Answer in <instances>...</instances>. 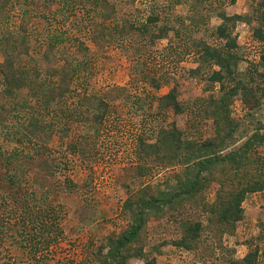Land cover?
<instances>
[{"label": "rangeland", "instance_id": "obj_1", "mask_svg": "<svg viewBox=\"0 0 264 264\" xmlns=\"http://www.w3.org/2000/svg\"><path fill=\"white\" fill-rule=\"evenodd\" d=\"M109 1L120 9V17L132 16L138 24L151 13L158 15L159 25L177 29L179 37L170 32L168 39L150 44L133 34L123 41L97 46L91 41L95 35L92 22L99 20L76 4L67 6L64 0L46 5L42 0H11L4 19L0 20V61L4 55L1 40L12 35L29 43V57L18 58V64L35 59L44 70L47 64L41 57L46 45L58 37L62 43L53 53L52 65L59 68L66 57L76 59L81 66L71 92L45 115L47 122H66L65 126L70 129L67 134H53L50 139L43 135L42 139L33 140L32 145L23 146L15 141L21 135L19 128L28 114L27 108L4 118L0 116V155L12 149L33 154L38 146H46L44 157L55 175L49 197L52 216L55 227L59 226L62 233L57 243L46 246L37 241L38 235L31 226L24 230L21 211L11 204L3 183L4 186H0V264H93L94 245L96 248L104 237L124 229L120 209L128 193L147 183L154 186L170 179L177 171L153 168L151 164L147 177L140 181L135 178L137 139L148 135L154 125L147 116L152 112L148 105L153 98L175 87L178 100L187 109L183 115L169 114L166 123L174 122L190 138H205L210 134V123L197 115L200 99L207 96L210 87L205 75L193 77L190 71L197 67L192 41L202 39L210 45L221 44L214 36L220 23L215 1L206 0L202 8L190 12L206 19L198 28L190 27L187 20L183 25L176 22V18L189 14L188 3L192 0H181L179 5H172L176 0ZM222 1L227 16L247 15L259 2ZM253 27L255 24L238 22L233 31L241 59L238 71L247 75L264 53V46L253 38ZM78 43L84 44L87 51H80ZM146 77L158 79L161 88H151L145 82ZM84 94L109 97V110L102 126L96 127L98 132L91 123L89 111L76 104ZM19 102L34 104L27 92L20 93ZM230 110L233 118L246 114L239 97L233 98ZM256 119L262 120V116H256L254 121ZM7 134L14 142L6 141ZM251 156L257 161L252 167L253 173L264 172V145L255 148ZM30 176L26 178L31 179ZM204 195L207 202L214 198L210 191H205ZM243 208L245 217L237 224L235 234L220 236L208 229L206 216L200 214L199 209L186 205L182 214L207 226L198 250L186 252L172 247L170 242L179 235L178 226L173 219H165L149 224L145 258L129 264H146L150 259H155L157 264H219V252L224 257L240 260L253 248L252 241L259 235L264 236V192L248 198ZM214 243L220 248L215 256L209 257L208 251ZM158 244L163 246L158 247L157 252L154 248ZM260 249L258 264H264V241Z\"/></svg>", "mask_w": 264, "mask_h": 264}, {"label": "trees", "instance_id": "obj_2", "mask_svg": "<svg viewBox=\"0 0 264 264\" xmlns=\"http://www.w3.org/2000/svg\"><path fill=\"white\" fill-rule=\"evenodd\" d=\"M10 1L0 0V20L4 19ZM42 1L46 5L53 4L54 0ZM214 1L220 20L214 36L221 44L210 45L202 39L192 41L197 67L190 71L193 77L205 75L207 87H210L197 107L201 120L210 123V134L194 139L176 127L174 122L166 123L169 114L178 116L186 113L187 107L178 100L175 87L150 101L148 106L152 112L147 116L154 125L148 135L137 139L135 178L138 181L144 179L152 167L177 171L170 179L154 186L147 183L128 193L120 209L125 221L124 229L104 237L96 248L94 245L93 264H129L132 260H143L144 249L149 242V224L165 219H173L178 226L179 235L170 242L171 246L196 252L207 226L220 236L235 234L237 224L245 217L244 203L251 196L264 192V172L253 173L252 167L257 161L251 156L255 148L264 145V53L251 66L248 75L239 72L241 59L233 37L236 23L255 24L253 38L264 46V0H259L251 13L232 16H227L222 9V0ZM205 2L190 1L189 14L176 18V22L183 25L187 20L193 28L205 24L206 19L202 16L190 13L202 8ZM64 3L67 6L69 3L76 4L85 9L87 15L91 13L99 20L92 22L95 35L91 41L97 46L123 41L133 34L150 44L168 39L170 32L179 37L177 29L159 25V16L152 13L141 24L132 16L121 15V18L120 9L109 0H64ZM230 3L234 4L235 0H230ZM179 4H182L181 0L172 5ZM1 43L4 55L0 61V116L4 118L19 113L25 107L28 110L20 124L21 135L15 142L23 146L32 145L33 140L42 139L43 135L50 139L53 134H67L65 132L70 129L65 126L66 122L45 120L52 106L71 92L81 67L76 59L66 57H63L59 68L52 65L53 53L62 39L55 37L46 45L41 57L47 64L44 70L40 69L35 59L18 64V58L29 57L26 39L18 40L8 35L2 38ZM77 48L87 51L81 43ZM145 82L156 90L161 88L160 81L154 77H146ZM22 92H27L33 105L19 102ZM235 97H239L246 111L242 118L231 115L230 106ZM108 100L107 96L84 94L76 104L89 111L92 125L99 128L109 110ZM8 105L12 108L9 109ZM256 116H262V120L254 121ZM246 122L247 127L244 128ZM98 128L95 131L98 132ZM5 139L9 142L14 140L8 134ZM46 149L45 145H41L33 154L18 149L1 153L0 186L5 184L11 204L20 209L23 229L31 226L38 235L37 241L51 246L58 242L62 233L59 226L55 227L52 216L53 206L49 197L55 175L44 157ZM205 191L213 192L211 202L206 201ZM186 205L199 209L200 214L206 216L207 226L182 214ZM263 241V235L255 238L253 248L241 260L224 257L219 252V264H258L260 243ZM161 246L158 244L154 250L158 252ZM217 248H220L219 245L214 243L208 251L209 257L215 256ZM146 264L157 262L150 259Z\"/></svg>", "mask_w": 264, "mask_h": 264}, {"label": "crops", "instance_id": "obj_3", "mask_svg": "<svg viewBox=\"0 0 264 264\" xmlns=\"http://www.w3.org/2000/svg\"><path fill=\"white\" fill-rule=\"evenodd\" d=\"M241 260V259H240Z\"/></svg>", "mask_w": 264, "mask_h": 264}]
</instances>
